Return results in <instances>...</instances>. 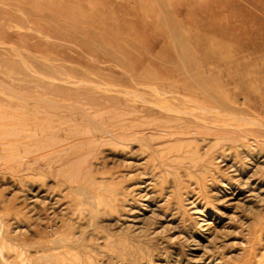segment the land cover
<instances>
[{"label":"rangeland","instance_id":"rangeland-1","mask_svg":"<svg viewBox=\"0 0 264 264\" xmlns=\"http://www.w3.org/2000/svg\"><path fill=\"white\" fill-rule=\"evenodd\" d=\"M185 64L249 70L264 122V0H0V264L262 261L264 140L129 126V72Z\"/></svg>","mask_w":264,"mask_h":264},{"label":"bare ground","instance_id":"bare-ground-1","mask_svg":"<svg viewBox=\"0 0 264 264\" xmlns=\"http://www.w3.org/2000/svg\"><path fill=\"white\" fill-rule=\"evenodd\" d=\"M163 15L167 16L166 13ZM177 40L179 54L188 57L180 35ZM112 58L122 64L117 56L112 55ZM249 73L245 68L236 70L230 65L207 67L191 64L167 71L161 78L146 79L129 72V78L138 88L127 96L133 102L129 106L130 114L135 116L129 126L150 138L173 137L179 142V149L183 146L189 148L196 140L203 141L208 146L203 153L199 152L197 160L209 150L214 157L224 158L228 148L260 145L264 140V122L250 109L257 106L250 94L259 92L260 88L251 85ZM154 111L157 115L143 116ZM124 119L122 122L128 125ZM185 152L191 156L197 153L194 149H185ZM243 152L248 154L245 148ZM184 158L181 152L172 156L178 163ZM194 161L189 160V164L195 165ZM262 256L258 264H264V251Z\"/></svg>","mask_w":264,"mask_h":264}]
</instances>
